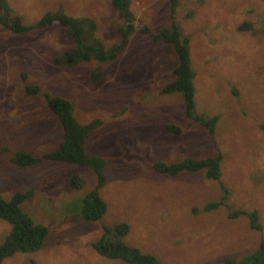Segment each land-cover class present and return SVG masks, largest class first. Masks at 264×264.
I'll use <instances>...</instances> for the list:
<instances>
[{
	"label": "rangeland",
	"instance_id": "obj_1",
	"mask_svg": "<svg viewBox=\"0 0 264 264\" xmlns=\"http://www.w3.org/2000/svg\"><path fill=\"white\" fill-rule=\"evenodd\" d=\"M7 2L25 25L62 11L94 19L95 36L106 47L119 38L122 20L110 0ZM130 10L136 29L123 52L112 61L74 66L53 62L72 46L62 26L15 33L0 24V195L30 189L21 209L48 228L38 250L16 252L0 264H127L92 246L103 225L119 222L129 225L122 239L161 264H226L264 240V0H179L173 19L170 0H130ZM172 21L189 36L195 112L218 116L213 136L186 115L180 93L162 92L173 79L175 53L141 26L157 33ZM25 85L40 92L29 95ZM43 92L69 100L81 123L100 121L85 139L86 152L105 162L99 193L107 210L98 221L79 213L80 199L96 184L90 168L11 162L16 150L39 156L62 140ZM165 123L179 126L180 133L167 131ZM217 154L218 180L203 169L171 175L151 166ZM74 174L83 182L78 189L70 185ZM229 208L243 213L230 218ZM246 212L258 214L260 230L250 226ZM9 230L0 219V244Z\"/></svg>",
	"mask_w": 264,
	"mask_h": 264
},
{
	"label": "trees",
	"instance_id": "obj_2",
	"mask_svg": "<svg viewBox=\"0 0 264 264\" xmlns=\"http://www.w3.org/2000/svg\"><path fill=\"white\" fill-rule=\"evenodd\" d=\"M113 8L117 11L122 24L118 27V40L113 45L106 47L95 36L96 22L90 17H71L62 11L48 12L44 14L35 24L25 25L20 16L14 14L7 0H0V24L15 33H23L33 28L48 27L52 24L64 28V35L71 40L72 46L64 50L53 59V62L62 66H74L88 61L107 62L116 59L125 49L129 38L136 29L135 16L130 10V0H110ZM179 0H170V13L172 19ZM141 32L150 33L154 41H163L170 44L175 53L176 63L173 69V79L162 88L163 93H180L184 101L186 115L194 122L207 129L213 136L218 116L206 117L195 112V72L191 62V50L189 36L182 32L174 21L157 33H151L146 25L141 26ZM98 70L92 73L95 80L99 77ZM25 92L29 95L37 94L40 89L33 85H25ZM47 107L56 115L62 126V140L56 148L39 156L24 151L16 150L11 156V162L17 166H30L42 160L63 161L74 163L90 168L96 176V184L80 199V215L87 221H98L107 210V204L101 197L99 190L105 184L104 159L96 154H88L85 149L87 134L99 126L100 121L94 119L87 123H81L73 113V107L69 100L61 96H52L46 92ZM164 128L178 135L180 128L172 123H165ZM264 129V125H262ZM221 155L208 156L205 158L185 157L180 161L164 163L153 162L152 168L156 171L166 172L171 175L180 171L204 170L205 176L218 180L220 176ZM83 182L79 175L70 177V185L74 189L82 186ZM227 192V191H225ZM32 195V191L15 192L9 198L0 195V219L10 224V230L0 244V262L16 252H34L44 242L48 228L46 225L36 222L31 216L21 209V203ZM226 197L224 196V199ZM219 202H212L207 208L217 206ZM243 213L239 209L229 208L228 216L235 218ZM250 226L261 229L258 214L247 213ZM104 233L92 243L93 248L101 256L108 259H119L127 264H161L152 254L142 252L139 248L127 244L122 238L128 233L129 225L119 222L113 226L103 225ZM226 264H264V240L252 252L235 261L226 258Z\"/></svg>",
	"mask_w": 264,
	"mask_h": 264
}]
</instances>
